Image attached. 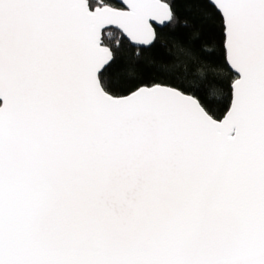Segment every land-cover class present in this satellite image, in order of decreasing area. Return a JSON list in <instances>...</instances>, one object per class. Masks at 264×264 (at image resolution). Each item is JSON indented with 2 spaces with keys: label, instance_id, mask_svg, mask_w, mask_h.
Here are the masks:
<instances>
[{
  "label": "snow or ice",
  "instance_id": "obj_1",
  "mask_svg": "<svg viewBox=\"0 0 264 264\" xmlns=\"http://www.w3.org/2000/svg\"><path fill=\"white\" fill-rule=\"evenodd\" d=\"M0 264H264V0H0Z\"/></svg>",
  "mask_w": 264,
  "mask_h": 264
},
{
  "label": "trees",
  "instance_id": "obj_2",
  "mask_svg": "<svg viewBox=\"0 0 264 264\" xmlns=\"http://www.w3.org/2000/svg\"><path fill=\"white\" fill-rule=\"evenodd\" d=\"M185 35V30L178 29L176 36L182 38ZM215 35V33H213ZM111 40L115 41L121 39L118 32H114L110 38ZM194 54L197 56H208V61H219L220 60V51L218 48H214L211 53L205 54L201 53L198 50L194 51ZM153 59L155 60L154 67L158 69L162 74L166 71H183V64H180V67H174L180 60H183L184 57H177L176 56V49L173 47L171 40L165 41L163 45H158L156 49L153 50L152 53ZM208 61H204L201 64L190 63L189 64V71L195 72L196 68L199 66L205 67V77L203 80H199L197 85L199 87H206V88H224L229 79L230 73H228L227 69H223V75L219 72H212L210 68L212 66L217 67L218 69H222V64H209ZM222 99V97H221Z\"/></svg>",
  "mask_w": 264,
  "mask_h": 264
}]
</instances>
